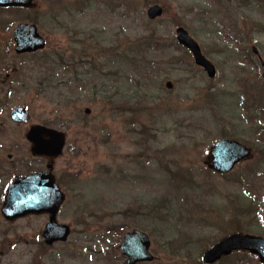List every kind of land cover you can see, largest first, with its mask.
<instances>
[{
	"label": "rangeland",
	"instance_id": "1",
	"mask_svg": "<svg viewBox=\"0 0 264 264\" xmlns=\"http://www.w3.org/2000/svg\"><path fill=\"white\" fill-rule=\"evenodd\" d=\"M235 1L34 0L0 10V207L13 176L46 169L25 134L47 125L66 133L53 174L65 195L57 221L71 227L65 243L41 249L46 214L0 212V264H122V236L134 229L149 235L155 258L139 264H203L202 252L225 235L264 237V0L243 14ZM154 3L163 15L149 21ZM21 22L37 25L43 51L14 53ZM178 26L214 64V79L177 44ZM150 31L156 45L145 64L120 62ZM88 67L101 70L77 81ZM18 105L29 112L23 124L9 117ZM222 137L254 154L217 175L203 160ZM215 264L260 263L237 252Z\"/></svg>",
	"mask_w": 264,
	"mask_h": 264
},
{
	"label": "water",
	"instance_id": "2",
	"mask_svg": "<svg viewBox=\"0 0 264 264\" xmlns=\"http://www.w3.org/2000/svg\"><path fill=\"white\" fill-rule=\"evenodd\" d=\"M31 0H0V7H28ZM162 7L155 4L148 7L146 15L149 19H155L162 15ZM176 40L192 55L194 63L203 68L209 78L216 74L213 64L202 54L198 43L182 28L176 29ZM15 52H35L45 47V40L38 34L33 24H19L13 31ZM262 78L264 80V63L261 62ZM168 88L171 83H167ZM85 113H89L86 109ZM29 117L27 109L16 106L10 111V118L17 123L26 122ZM26 139L31 143L33 156L45 157L52 161L58 157L65 143V134L53 128L43 125H32L26 133ZM252 156L251 149L233 139H220L208 150L204 164L212 171L225 174L233 169L238 162L249 159ZM48 170L33 173L25 177H16L9 184L4 203L1 208L3 216L7 220H13L29 214H48V222L42 231V237L47 245L54 242H64L70 234L67 224L58 223L56 215L64 200V195L55 183L51 173L52 164L47 165ZM150 240L146 233L134 229L124 233L119 252L125 256L122 264H136L138 262H151L154 257L149 252ZM235 250H246L259 257L264 263V238L249 234L232 233L221 238L212 247L205 250L202 260L205 263H213L222 256L229 255Z\"/></svg>",
	"mask_w": 264,
	"mask_h": 264
},
{
	"label": "trees",
	"instance_id": "3",
	"mask_svg": "<svg viewBox=\"0 0 264 264\" xmlns=\"http://www.w3.org/2000/svg\"><path fill=\"white\" fill-rule=\"evenodd\" d=\"M213 1L216 2L217 4L221 2V0H213ZM235 2L237 4V7L240 10H242L241 8H246V9L248 8L249 9L248 12H249L250 10H254L256 8L255 0H248V3L245 0H236ZM84 8H88V6L84 7ZM242 14H243V10H242ZM257 26H262L264 28V24H262V23H258ZM155 36H156L155 31H150V33L148 35L136 37L134 44L136 45L137 50L134 51V52L133 51H128V54H122L121 55L122 57H120V62H124L125 61V62L131 63V64L132 63H137V64H141V65L145 64L144 61H146L147 59H145L144 57L149 55L150 51H152V49H153V46L156 45ZM144 53H145V55L143 56ZM58 60L59 61L61 60L59 63H61L63 66L66 65V63L64 61H62V57L58 58ZM76 64H77V62L74 63L73 67H76ZM90 69H93V67H90ZM90 69L88 67V70H87V72L85 74H82V73L79 74L78 72H75L77 81H79V82L81 81L79 77L77 78L78 75L79 76L86 75L87 73H89ZM83 83H84L85 86H86V83H87V85H88V83H89V85H91V84L92 85H96L95 83L88 82V79L87 80L83 79ZM42 86L43 85H41V87ZM52 87L53 86H51L49 88V90L52 89ZM46 89H48V88L46 87V88H44L42 90L45 91ZM95 94H97V93H95ZM62 100L66 101L67 97L63 98ZM256 133H260V130H256ZM187 174H189V173H187ZM119 227H120V225L112 224L111 229L117 231V229ZM40 246H41V249L42 248L48 249V247L46 245H44L43 242L40 243Z\"/></svg>",
	"mask_w": 264,
	"mask_h": 264
},
{
	"label": "flooded vegetation",
	"instance_id": "4",
	"mask_svg": "<svg viewBox=\"0 0 264 264\" xmlns=\"http://www.w3.org/2000/svg\"><path fill=\"white\" fill-rule=\"evenodd\" d=\"M22 9V8H21ZM26 10V9H25ZM27 171V170H26ZM37 171H39V170H37ZM30 172H35L34 170H33V168H30V171L28 172V173H30Z\"/></svg>",
	"mask_w": 264,
	"mask_h": 264
}]
</instances>
